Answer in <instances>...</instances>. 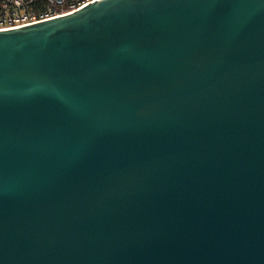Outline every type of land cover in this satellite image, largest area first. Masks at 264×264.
<instances>
[{"label":"water","instance_id":"obj_1","mask_svg":"<svg viewBox=\"0 0 264 264\" xmlns=\"http://www.w3.org/2000/svg\"><path fill=\"white\" fill-rule=\"evenodd\" d=\"M0 264H264V0L0 31Z\"/></svg>","mask_w":264,"mask_h":264},{"label":"built area","instance_id":"obj_2","mask_svg":"<svg viewBox=\"0 0 264 264\" xmlns=\"http://www.w3.org/2000/svg\"><path fill=\"white\" fill-rule=\"evenodd\" d=\"M98 0H0V31L53 19Z\"/></svg>","mask_w":264,"mask_h":264}]
</instances>
